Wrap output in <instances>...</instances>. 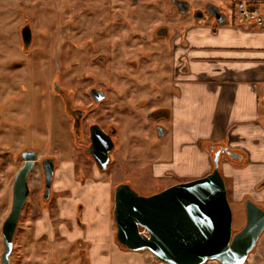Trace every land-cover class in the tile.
Listing matches in <instances>:
<instances>
[{
    "label": "rangeland",
    "instance_id": "rangeland-1",
    "mask_svg": "<svg viewBox=\"0 0 264 264\" xmlns=\"http://www.w3.org/2000/svg\"><path fill=\"white\" fill-rule=\"evenodd\" d=\"M114 1L116 4L113 7L108 6L107 0H0V129L4 134V140L1 137L0 143L9 148L0 145L2 150L7 151L1 154L0 162V227L10 211L13 175L19 166L13 156L20 146L19 142L31 143L40 151L54 154L61 161L54 182V190L57 191L54 197L62 196L44 204L36 191L29 195L13 234L10 264H79L80 255L89 264H130L126 258L113 260V251H122L124 254L130 252L121 248L115 240L116 226L111 215L116 184L128 183L139 194L149 195L176 180L183 181L176 175L170 178L179 170L171 169L166 162L171 151L172 135L159 140L146 138V134L142 133L148 127L145 126L144 111L149 106L140 108L138 103L144 100L141 98H145L146 102L154 94L145 84L148 80L142 74L145 69L141 72L129 71L131 81L127 80L124 74L128 69L122 66V62L124 58H133L134 51L130 46L124 49L117 44L114 52L110 53L111 50L109 52L107 49L110 38L117 35L121 37L128 30L122 22L124 20L119 21L117 18L118 14L122 18L127 16V4L125 0ZM210 1L212 4H221L226 10L233 0H226V4L221 3L222 0ZM139 8L133 10L140 12ZM142 10L147 11L143 7ZM147 14L141 20L142 25L140 20L136 22L139 23V33H146L162 19L160 13L149 10ZM237 14L236 11L234 17ZM142 15L138 13L137 16ZM109 18L115 21L112 30L108 28ZM51 19L55 20L54 24L47 25ZM232 20L233 17L228 16L222 26L230 27ZM24 25L32 27L33 33L37 34L30 53L25 50L21 40L20 33ZM253 25L237 27L240 30H244V27L264 28ZM48 27L53 37L57 31L61 34V62L58 63L66 65L67 69L62 67V73L55 74V77L65 84L75 106L87 102L86 93L94 79L108 82L107 99L94 108L87 118L89 122L96 120L103 128L114 120L119 130L117 149L112 152L113 161L107 172H99L92 159L81 152L80 145L73 139L70 118L64 119L63 104L59 98L55 100L52 91L47 89L48 80L44 71L42 73L40 70L44 61L37 62L39 57L35 53ZM137 43L139 47L142 44L141 41ZM98 52L110 53V62L103 66L90 64L89 57ZM170 54L171 51L166 48L163 51L161 49L165 71L169 67L166 64L171 58ZM48 59L51 60V57L48 56ZM149 63L142 60L144 66ZM110 70L114 71L115 76L109 75ZM149 77L153 80L156 76L153 74ZM138 78L144 82L138 81ZM172 130L176 131L175 128ZM194 133L189 129L192 141L195 139ZM13 139L19 142H13ZM201 145L204 147L205 142L202 141ZM197 146L192 145V159L189 160L190 174L194 173L195 178L202 176L204 162ZM64 148H67L66 159L61 156ZM261 163H250L247 158L230 162L228 157L220 161V172L226 183L233 214V231L239 230L245 223V198H250L264 208V165ZM107 189V194L102 195ZM78 205H81V210L78 209L81 211L80 221L73 213ZM76 221L83 226H78ZM262 234L259 249L255 250V254H252L253 251L249 254L247 264H264V249H261L264 232ZM75 239H79V242H75ZM2 251L0 228V255ZM142 254L156 260L150 251L146 250Z\"/></svg>",
    "mask_w": 264,
    "mask_h": 264
},
{
    "label": "water",
    "instance_id": "water-1",
    "mask_svg": "<svg viewBox=\"0 0 264 264\" xmlns=\"http://www.w3.org/2000/svg\"><path fill=\"white\" fill-rule=\"evenodd\" d=\"M211 12L218 25L227 20L217 8ZM21 36L27 49L32 36L29 25L23 26ZM104 97L101 95L95 100L100 101ZM91 140L89 152L99 171H105L113 148L112 140L96 125L91 127ZM209 150L211 153V146ZM220 154L236 161L243 159L236 151L224 147L221 152L213 154V168L206 175L174 183L149 195L139 194L128 183L116 185L112 218L117 244L131 252L150 251L165 264H205L207 261L245 264L264 231V208L245 198V223L233 231L232 209L220 172ZM34 159L33 153L26 158L13 185L11 210L2 226L1 264H10L12 238L27 199V174ZM44 167L48 193L54 171L51 158L49 165Z\"/></svg>",
    "mask_w": 264,
    "mask_h": 264
},
{
    "label": "crops",
    "instance_id": "crops-1",
    "mask_svg": "<svg viewBox=\"0 0 264 264\" xmlns=\"http://www.w3.org/2000/svg\"><path fill=\"white\" fill-rule=\"evenodd\" d=\"M250 1L258 4L263 16L264 0ZM236 16L230 27L218 25L216 21L195 22L175 39L177 62L186 65L185 70L175 75L173 125L165 136L172 135L166 162L171 169L179 170L173 171L170 178L176 175L183 181L195 179L194 173L190 174L192 145H198L203 154L202 176L213 166L209 150L213 144L240 151L250 163L264 165V28L240 30L237 27L245 24L262 27L264 23L258 25ZM189 129L195 132L193 141L189 138ZM107 192L108 189L105 194L101 193ZM262 235L254 251L259 249ZM261 247L264 249V244ZM124 258L130 264H165L146 258L142 252L113 251V260ZM248 260L249 257L246 264ZM211 262L217 263L206 264Z\"/></svg>",
    "mask_w": 264,
    "mask_h": 264
},
{
    "label": "flooded vegetation",
    "instance_id": "flooded-vegetation-1",
    "mask_svg": "<svg viewBox=\"0 0 264 264\" xmlns=\"http://www.w3.org/2000/svg\"><path fill=\"white\" fill-rule=\"evenodd\" d=\"M124 2L127 4V12H128L127 16L122 18L121 14H118V17L117 16L116 17L119 19V21H122V19L124 20L122 22H124L127 25L128 30L124 34H122L121 37H118L117 35L113 38H110V42L107 43V49L109 50V52L111 50L110 53H112L114 52L115 44H117L121 46V48H124V49L130 46L132 48V52L134 51L133 58L132 56L131 58H124L122 62V66L128 69L127 72L125 71V74H124V77L127 80L131 79L129 71L141 72V71H144L145 69V72L142 73L143 75L145 74L148 78V80L145 81V84L148 85L151 88V90L154 91V94L150 96V99L147 100L146 102H145V98H141L144 100L142 101L140 100L138 103V106L140 108L149 106L148 108L146 107L148 110L144 111L146 112L144 114L146 118L145 126H148V127L147 128L144 127L146 129H143L142 133L144 132V134H146V138L152 137L156 139L158 138L160 140L167 135L169 130H171V126L173 125L171 123L172 115H173L172 95H173L174 85L176 82L175 75L177 72L183 71V69L185 70V65H186L185 62L183 63L177 62L178 57L176 56V52H175L176 51V48H175L176 43L174 42L175 37L178 34L179 35L183 34L195 22L196 23H203V22H209V21L214 22L216 19L213 16L211 10H214L215 8H217V10L221 14L224 12L227 13L226 14L227 17L228 16L234 17L236 13V9L234 7L233 1H231V3L228 6V9L226 10L221 7V4H218V3L212 4L210 0H125ZM221 3L226 4V0H222ZM107 4L108 6L114 7L116 2L114 0H107ZM138 7H141L139 8L140 12H137V10L136 11L133 10ZM142 7L143 9L144 8L147 9V11L144 12L142 10ZM149 10L152 13L153 12L160 13L162 15V19L158 24L151 27L149 31H147L146 33H139V29H138L139 23L136 24V22L140 20L139 22L142 25L141 20L142 19L144 20L146 18V15H148L147 12ZM138 13L139 15L140 14H143V15L137 16ZM55 20L52 21L51 19V22L48 21L47 25L54 24ZM108 23H109V27H108L109 30L114 29L115 21L109 18ZM58 27L59 29L61 28L60 26ZM30 28L32 32L31 42L28 48L25 49L29 53L32 50V48L35 46V40H36V35H37L36 33H33L32 27ZM47 30L48 31L45 34H43L42 43L37 46L38 48L36 49V53H35V55L39 57V60H37V62L41 63V60L44 61V64L40 65V70L42 71V73L44 71L45 78H47L48 80L47 89L49 91H52L54 95L53 97L55 100L56 98L60 99L61 103L63 104L64 119L67 120L68 117L70 118L71 132L73 134L74 142L80 145L81 152L83 154H85L87 157L92 159V162L94 166L96 167V169H98L97 164L94 161L91 153L89 152V149L92 146L91 127L96 125L101 131H103L104 133L110 136L112 143H113V148L109 152L110 160L107 165V170L101 172L98 169V171L101 173L107 172L109 165L113 161L112 152L117 149L116 137L119 134V130L116 128L114 120L109 122L107 126L103 128L101 124L97 122L96 120L89 122L87 118L94 108H96L100 103H102L104 100L107 99L106 90L109 87L107 84L108 82L105 80L94 79V83L88 88L87 93H86L87 102L82 106H75L73 103L72 95L69 96V93L67 91L65 84L61 83L60 81L61 79H58L57 77H55V74L58 73L59 75V73H62L61 72L62 67L67 69L66 65L64 66V64L62 65L61 63L60 64L58 63V62H61L59 61L61 59V40H60L61 34L57 31L56 33H54V37H53L51 34V28L48 27ZM117 39L119 40V42L116 43ZM21 40H22V36H21ZM134 41H137V42L141 41L142 42L141 46L139 47V44L137 42L131 45V43H133ZM22 44H23V40H22ZM165 48L168 51H171V54H170L171 58L169 62L167 61V64H166L167 67L169 66L167 71H165V69L163 68L162 56H161V49L163 51ZM174 48H175V51H174ZM63 50L65 51V48ZM63 50L62 52H64ZM110 53L105 54L104 52H98V54H95L89 57L88 62L92 65L103 66L110 62ZM48 56L49 58L51 57V60L48 59ZM52 60H54L53 61L54 65H52L53 64ZM142 60H145L146 62H150V63L144 66L142 65ZM175 62L177 63L176 66H175ZM57 65L58 67H56ZM108 73L110 76H113V75L115 76V73L113 70H110ZM153 74H155L156 77L153 80H151V77L149 76H153ZM164 78L166 80L163 82ZM138 81L144 82V80H142L141 78H138ZM101 95H105L104 99L100 101H96L95 98H98ZM147 102H149L150 104L147 105ZM1 137H3L2 140H4V134L2 133V129H0V138ZM12 141L16 143L19 142V140H14V139ZM19 143H20L19 144L20 146L17 152L13 156L14 161L19 162V166L17 167L13 175V183H12V188H11V205H12V198H13V185H14L17 173L23 168L26 162V158L29 157L32 153L35 154V159L33 160V164L27 174V185L29 189L28 194H27V199L29 195L33 194L35 191H36L35 193L37 194L39 200L44 202V204L45 203L47 204L53 198L55 200L61 198L62 195H60L59 197H54L55 192H57L56 190H54V184H55L54 182L56 181L57 170L60 167L61 161H59L54 154H51V153L49 154L48 152H44L43 150L40 151L38 148H36V146H34L31 143H26L25 141H22ZM0 145L4 146V143H0ZM4 147H7L6 149H9L8 146H4ZM223 148L224 146L219 145V144L211 145L212 158L215 152L217 151L221 152ZM66 150L67 148H64V151H63L64 153L61 154V156H63L64 159L67 158ZM38 151H40L41 153L38 154ZM2 153H7V151L6 150L4 151L0 148V162H1ZM221 157L223 158V157H228V156L220 154V158ZM50 158L52 159L53 164H54V171H53V177H52V181L50 185V190L48 193H46L45 167L44 166L49 165ZM65 163L66 161L63 162V164ZM59 191H61V189ZM76 207H77V210H75V212L73 213H75L74 216L79 217L77 219L78 221H80L79 219H80L81 211H78V209L81 210V205H78ZM10 210H11V206H10ZM5 219L6 218H4V220ZM3 222L0 227L1 234H2ZM77 223H78V226L79 225L83 226L82 223H79V222ZM2 242H3V236H2ZM75 242L78 243L79 239H75ZM2 253L0 255V261H1ZM9 261H10V255H9ZM79 264H89V262L86 258H84L83 256L81 257L80 255Z\"/></svg>",
    "mask_w": 264,
    "mask_h": 264
},
{
    "label": "built area",
    "instance_id": "built-area-1",
    "mask_svg": "<svg viewBox=\"0 0 264 264\" xmlns=\"http://www.w3.org/2000/svg\"><path fill=\"white\" fill-rule=\"evenodd\" d=\"M236 11L242 21H249L258 25H262L264 23L261 9L253 1H239L236 4Z\"/></svg>",
    "mask_w": 264,
    "mask_h": 264
},
{
    "label": "trees",
    "instance_id": "trees-1",
    "mask_svg": "<svg viewBox=\"0 0 264 264\" xmlns=\"http://www.w3.org/2000/svg\"><path fill=\"white\" fill-rule=\"evenodd\" d=\"M239 1H241V0H233V3H234V7H235V9H236V4H237ZM237 153H239L240 155L243 156V160L245 159V156L242 154V152L237 151ZM229 161H231V162H236V161H234V160H231L230 158H229Z\"/></svg>",
    "mask_w": 264,
    "mask_h": 264
}]
</instances>
